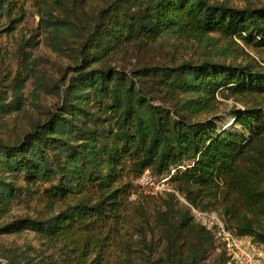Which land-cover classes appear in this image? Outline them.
Masks as SVG:
<instances>
[{
	"label": "trees",
	"instance_id": "1",
	"mask_svg": "<svg viewBox=\"0 0 264 264\" xmlns=\"http://www.w3.org/2000/svg\"><path fill=\"white\" fill-rule=\"evenodd\" d=\"M11 1L0 0V20L6 18L9 30L23 18H11ZM80 1L34 0L43 28L78 41V73L56 112L21 141L0 143V260L104 264L111 236L121 227L138 228L144 239L143 230L157 224L166 234L169 264H195L206 245L218 246L190 212L174 211L172 195L129 202L131 176L181 165L190 166L173 181L193 207L217 212L237 235L264 245V60L243 66L183 62L145 68L134 77L106 62L122 37L155 43L176 32L264 42V9H236L225 0H145L127 24L124 16L121 22L113 16L111 23L108 11L105 27ZM217 95L245 106L235 116L248 139L196 120L216 110ZM5 101L0 96V112L8 107ZM42 184L52 187L40 192ZM22 192L30 194L26 201ZM15 205H26V211L12 213ZM182 237L191 241L185 256ZM6 238L24 241L6 247Z\"/></svg>",
	"mask_w": 264,
	"mask_h": 264
},
{
	"label": "rangeland",
	"instance_id": "2",
	"mask_svg": "<svg viewBox=\"0 0 264 264\" xmlns=\"http://www.w3.org/2000/svg\"><path fill=\"white\" fill-rule=\"evenodd\" d=\"M144 1L81 0L80 8L98 16L107 27L106 17L110 12H112L111 23L113 16H117L119 22L124 16L127 24V18L134 14ZM11 2H13L11 18L17 20L19 14H22L23 18L12 25L10 30L6 18L0 20V96L6 98L5 104L8 105L0 112V143L9 145L21 141L37 122L42 123L50 114L56 112L62 101L63 92L78 73L75 51L79 46L72 34L68 32L56 34L43 28L34 0H12ZM225 2L236 9H264V0H225ZM103 11H107V14ZM209 36L211 40L189 38L180 33L166 32L155 43H148L145 40L129 42L122 37L114 47L113 56L106 62L112 69L123 71L129 76L145 68L174 67L183 62L208 61L243 66L256 61L260 65L263 64L264 42L249 43L236 36L232 39H225L214 34ZM256 41L258 42L257 39ZM158 98H161V95ZM216 101L217 107L214 112L201 114L196 120L213 122L215 132L226 130L243 133L241 127L236 124L235 115L238 112L242 113L245 106L234 98H224L222 95H217ZM155 103L164 104L163 100L159 99ZM95 106L93 103L89 105L93 113H97ZM165 106L168 105L165 104ZM259 112L264 115V109H260ZM243 136L246 139L249 138L246 132ZM145 174L152 173L146 169L138 176L130 177L133 187L129 198L130 203H135L143 197L155 198V196L147 195L141 186L140 180ZM50 187L52 186L49 184H42L39 190L43 192ZM172 188L183 196L174 181H172ZM29 196L30 194L26 192L21 194L22 200L25 201ZM173 197L174 211L189 212L187 205ZM184 200L189 203L186 198ZM32 204L33 202L29 203L31 208ZM213 210L221 212L218 207ZM25 211L26 205L12 207L14 214H22ZM153 213L156 212L153 211ZM140 231L136 227L124 225L117 234H112V245L106 248L104 264H169L166 234L160 225L154 224L152 229H144V239L140 236ZM260 233L264 234V218ZM27 238L30 240V237ZM185 239L183 237L180 239V242L185 241L181 248L184 256L187 254V247L191 244V241ZM23 241L24 238H6L1 240V243L8 247L14 243L22 244ZM32 245L36 246L35 243ZM214 245L217 246L215 242ZM208 246L206 245L199 254L195 264H225L219 246L215 249H211L210 244Z\"/></svg>",
	"mask_w": 264,
	"mask_h": 264
},
{
	"label": "built area",
	"instance_id": "3",
	"mask_svg": "<svg viewBox=\"0 0 264 264\" xmlns=\"http://www.w3.org/2000/svg\"><path fill=\"white\" fill-rule=\"evenodd\" d=\"M190 165L170 167L160 174H145L141 177V186L147 195H172L182 201L189 208V212L196 224L208 231L217 246L224 250L227 264H264V245L254 241L251 236L237 235L228 228L222 217L215 211H202L187 203L172 188V181L176 174Z\"/></svg>",
	"mask_w": 264,
	"mask_h": 264
},
{
	"label": "water",
	"instance_id": "4",
	"mask_svg": "<svg viewBox=\"0 0 264 264\" xmlns=\"http://www.w3.org/2000/svg\"><path fill=\"white\" fill-rule=\"evenodd\" d=\"M0 264H8V263L0 260Z\"/></svg>",
	"mask_w": 264,
	"mask_h": 264
}]
</instances>
